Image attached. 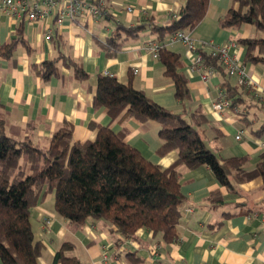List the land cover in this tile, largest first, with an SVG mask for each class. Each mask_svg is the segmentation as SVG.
Wrapping results in <instances>:
<instances>
[{
    "label": "crops",
    "instance_id": "crops-1",
    "mask_svg": "<svg viewBox=\"0 0 264 264\" xmlns=\"http://www.w3.org/2000/svg\"><path fill=\"white\" fill-rule=\"evenodd\" d=\"M106 16L98 22L88 20L80 25L66 21L56 25L51 19H14L0 12V45L19 40L13 54L0 55V113L7 119L11 136L29 135L41 146L48 143L52 133L63 123L72 126V139L84 142L94 140L98 126L109 125L114 132L126 128L124 141L136 148L150 162L167 167L177 159V151L157 152L161 141L159 124L128 118L124 122L112 120L104 106L96 107L93 96L100 73L115 76L143 90L157 104L188 120L198 114V126L207 146L221 159L246 157L242 168L253 169L264 151V101L255 91L246 87L241 102L231 109L215 112L212 104L225 77L216 73L204 82L199 73L190 72L191 54L179 41L167 45L178 53L181 70L186 75L189 99L175 97L172 79L165 74L159 58H154L147 42L156 39L148 26L135 36L127 37L112 56H107L96 40L105 38L116 22L135 26L143 21L168 24L179 12L182 0H104ZM231 5V0H209L202 20L186 30L197 48L208 51L211 45L235 43L230 47L253 81L264 84V64L244 62L245 48L237 38L258 36L252 26L222 28L220 17ZM127 7H131L129 11ZM52 30L49 40L44 38L47 28ZM60 55L78 62L88 74L87 79L73 77V67L60 64V77L42 79L32 69ZM235 85V75L227 77ZM197 117V116H195ZM198 118V117H197ZM29 123H32L30 127ZM239 138H236L237 135ZM180 189L184 194L178 225V240L163 241L160 234L139 228L135 239L121 238L113 227L103 220H89L79 230L72 231L66 221L54 210L53 195L47 194L31 210V226L36 240L44 248L38 264H53L52 258L62 241L74 245L71 254L81 264H128L125 252H135L141 264H264V189L260 176L234 184L233 189L219 183L207 165L178 167ZM219 191L222 203L210 195ZM255 211V212H252ZM48 220V223H46ZM115 240H121L116 247ZM0 264H5L0 259Z\"/></svg>",
    "mask_w": 264,
    "mask_h": 264
},
{
    "label": "trees",
    "instance_id": "trees-1",
    "mask_svg": "<svg viewBox=\"0 0 264 264\" xmlns=\"http://www.w3.org/2000/svg\"><path fill=\"white\" fill-rule=\"evenodd\" d=\"M208 4L209 0H182L178 14L166 25L143 21L126 26L116 22L105 38L96 37L97 43L107 56H112L125 38L149 26L157 36L154 40L161 44L158 58L165 74L173 81L175 97L186 101L188 80L181 70L180 56L168 50L165 42L176 31L197 25ZM244 24L260 34L235 40L245 48L243 61L264 64V0H231L219 19L222 28H238ZM19 40L0 45V55L11 56ZM199 51L203 62L225 77L222 89L226 97L232 104L241 102V92L247 86L237 82L232 85L227 79L232 75L218 58L206 50L199 48ZM61 63L73 67L75 79H87L82 66L64 55L33 63L32 69L47 80L60 77ZM93 103L96 107L104 106L112 120L156 121L161 141L157 152L164 154L175 149L177 159L167 167L154 164L124 141L126 128L114 132L109 125L98 126L94 140L79 142L72 139L71 124L63 122L48 143L41 146L29 135H9L7 119L0 113V259L5 264H38L44 246L34 237L31 210L47 194L53 195L56 214L72 231L81 229L89 220H103L123 239H135V231L144 228L160 234L164 242L173 243L178 240L185 199L180 189V165L190 169L207 165L219 183L230 190L234 188L233 181L239 183L260 176L264 189V151L249 171L242 168L246 157L219 158L207 146L198 127L206 120L204 117L199 119L200 115L192 114L194 118L188 120L182 113L157 104L130 82L124 83L106 73L98 74ZM210 199L222 203L219 191L213 192ZM114 245L120 247L121 240H115ZM73 250L71 242L62 241L53 255V264H81L71 254ZM124 257L128 264L142 263L135 252H125Z\"/></svg>",
    "mask_w": 264,
    "mask_h": 264
},
{
    "label": "built area",
    "instance_id": "built-area-1",
    "mask_svg": "<svg viewBox=\"0 0 264 264\" xmlns=\"http://www.w3.org/2000/svg\"><path fill=\"white\" fill-rule=\"evenodd\" d=\"M129 11L131 7H127ZM0 12L5 13L14 19L27 20H46L51 19L56 25H62L66 21L84 24L88 20L98 22L103 19L108 13L105 8L104 0H0ZM52 37L50 27L44 33V38L49 40ZM179 41L187 51L191 54V59L188 64L190 72H197L202 81L207 82L215 74L213 66L203 62L201 52L196 47L189 33L178 30L170 35L165 45H169ZM160 43L156 40L147 42V47L154 58H158ZM235 43L228 42L224 45H211L208 52L218 58V61L225 67V70L230 75H235L237 83L252 88L256 96L264 101V84H258L251 79L242 66L238 58L230 53V47ZM215 112H221L224 109H231L232 104L230 99L226 97L222 88L217 90V99L212 104ZM238 134L236 138H239ZM48 223V220H46Z\"/></svg>",
    "mask_w": 264,
    "mask_h": 264
}]
</instances>
